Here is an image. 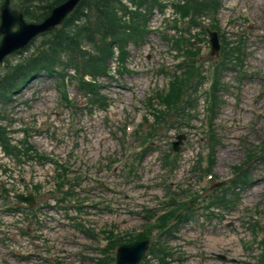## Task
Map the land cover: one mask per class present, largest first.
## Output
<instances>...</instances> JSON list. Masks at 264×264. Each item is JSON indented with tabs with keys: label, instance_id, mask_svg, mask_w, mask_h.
I'll use <instances>...</instances> for the list:
<instances>
[{
	"label": "rangeland",
	"instance_id": "374dc122",
	"mask_svg": "<svg viewBox=\"0 0 264 264\" xmlns=\"http://www.w3.org/2000/svg\"><path fill=\"white\" fill-rule=\"evenodd\" d=\"M218 4L215 13L196 16L183 0L140 7L145 15L134 23L139 41H127V53L110 65L113 76L86 87L73 70L61 73L68 74L63 83L33 77L7 102L1 120L6 145L21 152L26 147L27 155H6L0 146V264H96L79 260L85 259L80 251L88 261L102 257L95 246L102 236L86 237L88 227L108 226L126 236L145 230V217L161 201L178 205L194 195L190 213L177 220L173 214L150 229L151 251L167 245L171 253L164 264H264V242L254 240L264 234V0ZM181 7L179 23L175 10ZM175 24L190 53L185 66L191 60L199 66L198 76L176 91V102L160 94L166 75L176 74L179 54L173 48H182ZM206 27H216L225 47L234 42L246 50L245 66L231 62L218 71L209 112L205 91L220 55L209 54ZM44 37L9 59L40 49ZM179 134L184 138L175 157L167 156ZM144 142L150 144L139 151ZM1 185L9 193H33V214L4 195ZM177 205L174 213L182 207ZM144 264L158 261L151 254Z\"/></svg>",
	"mask_w": 264,
	"mask_h": 264
},
{
	"label": "trees",
	"instance_id": "16d2710c",
	"mask_svg": "<svg viewBox=\"0 0 264 264\" xmlns=\"http://www.w3.org/2000/svg\"><path fill=\"white\" fill-rule=\"evenodd\" d=\"M60 1L54 0L48 7ZM217 2L218 0H205L203 4L192 3L194 9L200 7L204 10H212L217 7ZM22 9L26 17L33 19H38L47 13V11L40 14L32 13L30 5H24ZM119 11L120 0H81L61 28L53 32V38L48 45L26 59L8 65L0 73V99L8 97L16 90L20 81L45 71L54 74L56 67L61 70L78 67L80 73L93 77L97 74L104 75L112 45L121 38L130 37L132 33L138 34L135 24L134 32L129 27L127 29L128 23L122 20ZM88 42L96 43L94 53L85 50V44ZM1 113L0 109V118H2ZM3 137L0 125V140Z\"/></svg>",
	"mask_w": 264,
	"mask_h": 264
},
{
	"label": "water",
	"instance_id": "95a60500",
	"mask_svg": "<svg viewBox=\"0 0 264 264\" xmlns=\"http://www.w3.org/2000/svg\"><path fill=\"white\" fill-rule=\"evenodd\" d=\"M79 0H66L58 6L54 7L50 15L39 23H25L22 13L9 7V0H4L1 6V22L0 33L3 34V39L0 42V62L2 58L23 46L32 36L40 31L48 30L56 24L61 23L66 15L73 10ZM17 24L18 30L13 31L12 27ZM213 47L218 48L217 38L214 32L209 31ZM19 201H27L32 203L31 195H16ZM147 241L135 242L126 244L118 249L116 264H134L142 256L146 248Z\"/></svg>",
	"mask_w": 264,
	"mask_h": 264
}]
</instances>
